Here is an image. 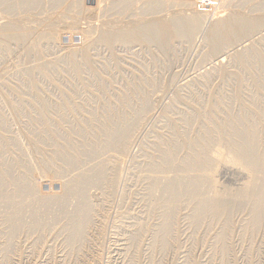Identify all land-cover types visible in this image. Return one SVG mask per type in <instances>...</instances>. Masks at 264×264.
I'll return each mask as SVG.
<instances>
[{"label":"rangeland","instance_id":"1","mask_svg":"<svg viewBox=\"0 0 264 264\" xmlns=\"http://www.w3.org/2000/svg\"><path fill=\"white\" fill-rule=\"evenodd\" d=\"M234 15L261 29L215 52L213 26ZM165 19L197 30L165 47L94 42ZM263 22L264 0H0V35L6 24L46 34L39 54L0 36V264H264V176L235 198L252 178L249 165L228 163L253 127L264 157ZM56 31L61 40L47 39ZM132 121L125 148L103 156L111 131ZM213 144L210 163L230 168L200 186L197 172L183 180L181 166ZM169 151L178 163L159 173ZM179 175L191 192L171 208L168 179ZM23 181L38 188L19 193ZM72 182L80 196L64 189Z\"/></svg>","mask_w":264,"mask_h":264},{"label":"bare ground","instance_id":"2","mask_svg":"<svg viewBox=\"0 0 264 264\" xmlns=\"http://www.w3.org/2000/svg\"><path fill=\"white\" fill-rule=\"evenodd\" d=\"M36 2V1H35ZM199 14V13H198ZM225 15V14H224ZM191 16V15H190ZM204 16V15H203ZM229 16V15H228ZM193 17V16H192ZM202 17V16H201ZM207 17V16H206ZM219 17V16H218ZM220 18V17H219ZM223 17H221L220 20H218L215 24V26H213V30L211 32V43L213 44V50L214 49H219V48H224L225 46H227L228 44H232L234 43L235 41H237L238 39H240L241 37H245L247 35H249V33H254L253 31H256L257 29H259L261 27L260 24H258V22L254 19H248V18H245V17H241V16H231V17H228V18H225V19H222ZM168 19V18H167ZM167 19L164 20H157L155 22H148L146 24H139V26L134 30L132 31L131 34L129 33H125V32H119V33H115V32H110V31H107V29L105 31H100L101 33L98 34L99 36H97L96 39H94L95 41L94 42H104L108 45H113L115 43H118V42H126L129 40V38H132L134 41H143V42H147L148 40L150 39H156V40H159L161 42V45H163L164 47L166 46V44H169L170 40L172 39H176L178 37H182V36H185L186 35H189L188 37L190 38V36L192 35V32L193 29L195 30L196 28H189L191 29V32L190 34L189 31L190 30H186L184 29L183 24L182 23H179L178 21H176V18L173 20L175 21H167ZM172 19V18H170ZM194 19V18H193ZM194 21V20H192ZM10 22V21H9ZM184 22V21H183ZM188 22V21H187ZM199 22V21H198ZM197 22V23H198ZM47 23V22H46ZM190 23V22H189ZM194 23V22H193ZM193 23H190V25H192ZM196 23V21H195ZM194 23V24H195ZM264 23V22H263ZM9 24V23H8ZM16 24V23H15ZM32 24V23H31ZM116 24V23H115ZM201 24V23H200ZM214 24V23H213ZM119 25V24H118ZM187 25V24H186ZM260 25V27L258 26ZM11 26V25H10ZM9 26V27H10ZM137 26V25H136ZM189 26V25H187ZM198 26V24H197ZM7 27V31H5L4 34L0 35V36H4L2 37V39L4 40L3 42L8 41H15V42H20V41H24L25 44H27V50L30 53H33L34 51H36L38 53V45L41 43V41L45 38L44 35L46 34H43L41 32H37L35 31L34 29H23V31H21V29L18 30V28L16 29V27L14 25H12L11 29L7 26H4V28L6 29ZM13 27H15V29H13ZM56 27V26H55ZM59 27V26H58ZM186 27V26H185ZM259 27V28H258ZM9 28V30H8ZM53 28V27H52ZM60 28V27H59ZM187 28V27H186ZM210 28V27H209ZM58 29V28H57ZM67 29V28H66ZM70 29V28H69ZM90 28H86L85 30V34L84 32L82 37L83 36H90L92 33L91 32H88ZM261 29V28H260ZM47 30V29H45ZM49 30V29H48ZM91 30V29H90ZM94 31V29H92ZM197 30V29H196ZM1 28V32H4ZM59 31V30H58ZM62 30H60V33H61ZM67 32H69L71 35V29L70 31L69 30H66ZM75 33H79L83 30H79V32H76V30H74ZM73 31V32H74ZM97 31V30H96ZM261 31V30H260ZM57 32V31H56ZM52 32L50 35H48L47 39H57V40H61V34L62 33H66L65 30L62 31L61 34H59V32ZM197 32V31H196ZM73 34V33H72ZM80 34V33H79ZM78 34V35H79ZM209 34V33H208ZM74 36V34H73ZM73 36H70L73 37ZM76 37V35H75ZM194 37V36H193ZM1 38V37H0ZM69 38V36H68ZM78 38V36H77ZM85 38V37H84ZM95 38V37H94ZM209 38V37H208ZM73 39V38H72ZM87 39V38H85ZM84 39V41H85ZM92 39V37H91ZM78 40V39H77ZM2 42V40H0ZM74 41V40H73ZM87 41V40H86ZM240 41V40H239ZM0 42V45H3L1 44ZM72 42V41H71ZM70 42V43H71ZM79 42V41H78ZM142 42V43H143ZM5 43H10L9 41L8 42H5ZM90 43V42H89ZM92 43V42H91ZM237 43V42H236ZM235 43V44H236ZM74 44V43H73ZM79 45V44H77ZM85 45V44H84ZM25 46V47H26ZM40 46V45H39ZM162 46V47H163ZM4 48V47H3ZM40 49V47H39ZM220 50V49H219ZM215 51V50H214ZM216 52V51H215ZM247 52V51H246ZM39 54V53H38ZM242 54V52H241ZM249 52L247 55L245 54H242V55H238V57L241 59V60H244L247 56V58L249 57ZM260 55V54H259ZM33 58V57H32ZM40 59V58H39ZM38 59V60H39ZM221 60V59H220ZM249 61V59H248ZM36 62V61H35ZM38 62V61H37ZM33 63V62H32ZM41 63V62H40ZM38 63V64H40ZM43 65V64H42ZM41 66V65H40ZM42 67V66H41ZM30 69V68H29ZM43 69V68H41ZM33 71V70H31ZM30 71V72H31ZM34 72V71H33ZM130 120V119H129ZM134 121L136 122V119H134ZM125 122V121H124ZM123 122V123H124ZM132 121V124L131 122L128 124V122L126 123V126L125 127H122L123 130L122 131H117V132H113L111 131V133L109 134L108 136V145L105 147V149L102 151V154L103 153H111L109 151H112V153H114L117 149H124L125 148V145H126V142L127 140L129 141L128 138H130L129 136L132 134V131H133V128L135 127L136 128V123ZM140 123V121L138 122ZM125 124V123H124ZM129 125V128L128 126ZM138 127V126H137ZM227 128V125H225L223 127V130H225ZM137 130V128H136ZM135 131V130H134ZM136 132V131H135ZM130 133V134H129ZM134 134V133H133ZM113 136V137H111ZM237 136L239 138H241L243 140V147L240 151H238L237 153H231V156H228L230 157L229 158V165L231 166H234L236 164H244V165H249V169L247 170L248 172V175L251 176L252 180L251 182L249 183V185L244 188V189H241L239 191H236L235 193V198H237L238 196L241 197L244 193L242 192H245L247 194V196H250L252 193L256 192L258 190V184L256 181H254L253 179L258 177V176H264L262 175V170H264L263 167H261V164L262 162H264V157L261 158L260 160H258L256 157H254V151L256 150L257 148V145H258V137H257V131L256 129L253 127L249 134L247 135H242L240 132L237 134ZM106 137V136H105ZM220 140H221V137H219L218 139V145L220 143ZM215 143V142H214ZM214 145V144H213ZM218 145H214V150L212 152H209V149L207 147L203 149V153L202 154H199L197 155L194 160L192 161V163L190 164H185L184 167L181 166V168H183V175H182V179L183 180H186V177L190 174V172H197L198 174L197 175H194V179H197L196 181L193 182V185L195 186H200L201 184H205V183H210L212 181H217V174L219 173L220 174V170L221 168L223 169L224 167H228L230 168L228 165L226 164H223L221 162H213V163H210V157L212 158H219V155L218 153L215 151V149L217 148ZM115 150V151H114ZM118 151V150H117ZM107 155V154H106ZM105 154H103V156H106ZM109 155V154H108ZM210 156V157H209ZM100 157V156H99ZM99 159H102V158H99ZM178 163V160H176V158L174 157L172 151H169L168 153L165 154V157H164V160L163 162L157 166L158 168V172L160 173L161 172H164L173 168L176 164ZM67 167H73L75 165H77V163L74 161V160H68L67 161ZM182 165H183V162H182ZM100 167V166H99ZM226 169V168H225ZM84 170H82L83 172ZM95 176H100L102 173H103V168H96L95 170ZM177 172V171H176ZM85 173V172H84ZM167 173V172H166ZM173 173V172H172ZM178 173V172H177ZM86 175V174H85ZM84 175V176H85ZM165 175V174H164ZM168 175V174H167ZM173 175V174H172ZM186 175V176H185ZM12 175H10V172L8 171H5L3 172V177L5 179H7V181L9 183L12 184ZM191 175H189L188 177H190ZM161 177V176H160ZM181 175H179V177H177V179H168V180H172L171 183H169V198L166 199L167 201V204L171 207V208H174L177 201L179 199H181L182 196H184V194L186 193H189L191 192L190 190V186L187 184V181H183L182 179H180ZM169 178V177H168ZM14 179V178H13ZM79 179L80 180H86V178H84L82 176V174H80L79 176ZM88 179H92V178H89ZM193 179V180H194ZM19 180V179H18ZM17 180V181H18ZM76 180H78V177L76 178ZM174 180V181H173ZM20 181V180H19ZM22 182V180H21ZM37 182V181H36ZM62 182V181H61ZM157 182V181H156ZM203 182V183H202ZM15 183V182H14ZM13 183V185H14ZM27 183V182H26ZM158 183V182H157ZM156 184V183H154ZM16 185H18L16 183ZM36 185V184H35ZM35 185H27L25 184V182L23 181V183H19L18 185V192H22L24 190H31V191H35L36 187L35 188ZM71 185H74V183L72 182ZM70 183H67V185H63L64 186V189L67 190L66 192H68L69 194L71 193V191H74V194L75 195H78L80 196V193H81V187H74L71 186ZM37 186V185H36ZM43 186V185H42ZM62 187V185H60ZM77 186V185H76ZM155 186V185H154ZM35 188V189H34ZM63 188V187H62ZM61 188V189H62ZM51 189V188H50ZM16 190V189H15ZM16 190V191H17ZM53 190V189H52ZM37 191V190H36ZM17 193V192H16ZM18 193V194H19ZM73 193V192H72ZM44 194V193H43ZM6 195H8V193L4 192V191H0V198H4ZM21 195V194H19ZM168 197V196H167ZM12 198V197H11ZM20 200V199H19ZM23 200V199H22ZM262 202H258L257 205H255L254 207V213H255V217H258L259 216V213L262 209ZM16 209V208H15ZM88 212L87 209H83L82 210V214L85 215L86 213ZM21 213V212H20ZM82 218L80 219H83L82 221L80 219L77 220V223L76 224V231L78 232L81 227H82V223H84L85 219H84V216H81ZM16 218V217H14ZM13 218V216H11V219L10 222L13 220L15 221V219ZM81 221V222H80ZM18 224V223H17Z\"/></svg>","mask_w":264,"mask_h":264}]
</instances>
